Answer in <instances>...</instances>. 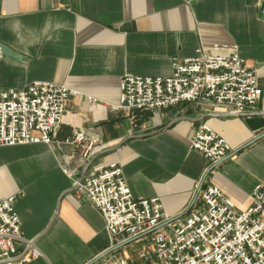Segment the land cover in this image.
<instances>
[{"label":"crops","instance_id":"0c3cea01","mask_svg":"<svg viewBox=\"0 0 264 264\" xmlns=\"http://www.w3.org/2000/svg\"><path fill=\"white\" fill-rule=\"evenodd\" d=\"M1 44L20 57L0 47V90L52 82L79 92L52 143L0 146V198L16 196L24 236L40 251L26 264H86L110 247L104 217L75 183L91 171L119 162L133 196L158 197L173 218L211 166L191 149L198 126H211L230 153L264 131L209 105L114 108L125 76H170L174 59L202 48L246 60L262 89L255 112H264V0H0ZM80 129L99 140L88 159L66 142ZM259 182L264 138L214 168L203 189L217 185L244 210Z\"/></svg>","mask_w":264,"mask_h":264},{"label":"built area","instance_id":"2783aa9c","mask_svg":"<svg viewBox=\"0 0 264 264\" xmlns=\"http://www.w3.org/2000/svg\"><path fill=\"white\" fill-rule=\"evenodd\" d=\"M172 67L167 77L125 76L120 83V104L114 108L144 112L193 103L240 116L255 112L262 96L256 71L237 51L225 56L199 48L193 57L174 59ZM72 95L79 92L52 82L0 90V146L52 143ZM66 142L80 148L84 159L99 145L83 129ZM191 149L209 165L232 151L206 123L196 128ZM63 171L74 177L68 168ZM75 183L104 217L112 246L144 235L138 239L145 244L139 258L147 264H264V182L256 184L252 204L244 210L220 187L208 184L184 220L157 230L171 217L158 197L133 196L119 162L93 170ZM15 203V195L0 198V264H26L40 254L24 236ZM97 264L132 261L110 255Z\"/></svg>","mask_w":264,"mask_h":264},{"label":"water","instance_id":"95a60500","mask_svg":"<svg viewBox=\"0 0 264 264\" xmlns=\"http://www.w3.org/2000/svg\"><path fill=\"white\" fill-rule=\"evenodd\" d=\"M1 51L4 55H8V56H12L14 58H19V54H17L14 50L10 49L8 46L1 44ZM218 115H232L230 113H225V114H218ZM240 116L245 117V120L248 124V126L250 127V129L253 132H257L261 129H264V112H252V113H244L241 114ZM264 138V131L260 134H258L256 137H254L252 140H250L249 142H247L245 145H243L241 148L235 150L234 152L228 154L225 158H223L222 160L212 164L204 173L198 188L196 190V193L193 197L192 202L190 203V205L178 216H175L173 218H170L168 221L164 222L163 224H161L160 226L156 227L154 230H157L169 223H173L177 220H179L180 218H182L183 216L187 215L194 207L195 203L197 202L199 195L203 189V186L205 184V181L207 179V177L209 176V174L212 172V170L214 168H216L218 165H220L222 162H224L225 160L233 157L234 155H236L239 151H241L242 149L252 145L253 143H255L256 141L260 140ZM144 235H139L137 237H134L132 239H129L125 242L110 246L108 249L104 250L102 253H100L99 255H97L96 257H94L92 260H90L89 262H87L86 264H97L99 263L102 259H104L106 256L110 255L111 253L127 246L128 244L140 239L141 237H143ZM36 242V240H33L32 243L34 244Z\"/></svg>","mask_w":264,"mask_h":264},{"label":"rangeland","instance_id":"374dc122","mask_svg":"<svg viewBox=\"0 0 264 264\" xmlns=\"http://www.w3.org/2000/svg\"><path fill=\"white\" fill-rule=\"evenodd\" d=\"M35 243L33 245H35ZM110 246H112V245H110ZM144 246H145V244L139 242V240H138V241L132 242V243L128 244L127 246L111 253L110 255L115 256V257H119V256L128 257V259L130 261H132V264H147L145 262V260L139 258V252ZM110 255H108V256H110Z\"/></svg>","mask_w":264,"mask_h":264},{"label":"bare ground","instance_id":"6f19581e","mask_svg":"<svg viewBox=\"0 0 264 264\" xmlns=\"http://www.w3.org/2000/svg\"><path fill=\"white\" fill-rule=\"evenodd\" d=\"M31 245H33V243H32ZM37 251L40 253V251H39V249H38V248H37Z\"/></svg>","mask_w":264,"mask_h":264}]
</instances>
